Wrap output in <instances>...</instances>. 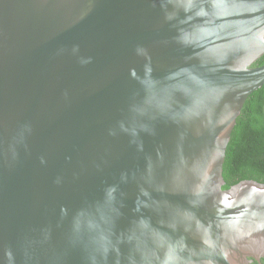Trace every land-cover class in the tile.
<instances>
[{
    "label": "water",
    "instance_id": "water-1",
    "mask_svg": "<svg viewBox=\"0 0 264 264\" xmlns=\"http://www.w3.org/2000/svg\"><path fill=\"white\" fill-rule=\"evenodd\" d=\"M263 55L264 0H0V264L261 263Z\"/></svg>",
    "mask_w": 264,
    "mask_h": 264
},
{
    "label": "trees",
    "instance_id": "trees-1",
    "mask_svg": "<svg viewBox=\"0 0 264 264\" xmlns=\"http://www.w3.org/2000/svg\"><path fill=\"white\" fill-rule=\"evenodd\" d=\"M264 64V55L254 66ZM223 189L242 180L264 183V86L246 100L237 118L226 150L223 165ZM253 264H264L254 261Z\"/></svg>",
    "mask_w": 264,
    "mask_h": 264
},
{
    "label": "flooded vegetation",
    "instance_id": "flooded-vegetation-1",
    "mask_svg": "<svg viewBox=\"0 0 264 264\" xmlns=\"http://www.w3.org/2000/svg\"><path fill=\"white\" fill-rule=\"evenodd\" d=\"M251 264H253V263H251Z\"/></svg>",
    "mask_w": 264,
    "mask_h": 264
}]
</instances>
